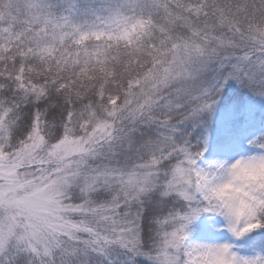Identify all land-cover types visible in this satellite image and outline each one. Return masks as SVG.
I'll return each mask as SVG.
<instances>
[{
	"label": "snow or ice",
	"instance_id": "obj_1",
	"mask_svg": "<svg viewBox=\"0 0 264 264\" xmlns=\"http://www.w3.org/2000/svg\"><path fill=\"white\" fill-rule=\"evenodd\" d=\"M64 13L0 0V264H84L110 247L128 264H194L212 121L243 128L264 105V0Z\"/></svg>",
	"mask_w": 264,
	"mask_h": 264
},
{
	"label": "clouds",
	"instance_id": "obj_2",
	"mask_svg": "<svg viewBox=\"0 0 264 264\" xmlns=\"http://www.w3.org/2000/svg\"><path fill=\"white\" fill-rule=\"evenodd\" d=\"M258 136L264 137V132L249 138L248 151L234 158L206 157L207 163H200L202 194L197 203L208 211L195 222L208 219L223 238L193 240L191 227L187 243L195 249L194 264H239L241 258L264 256V147L253 146ZM254 236L259 237V246Z\"/></svg>",
	"mask_w": 264,
	"mask_h": 264
},
{
	"label": "rangeland",
	"instance_id": "obj_3",
	"mask_svg": "<svg viewBox=\"0 0 264 264\" xmlns=\"http://www.w3.org/2000/svg\"><path fill=\"white\" fill-rule=\"evenodd\" d=\"M61 1L63 2V4H61ZM86 1L88 4H85L83 7L79 6V8L81 9L80 16L82 17V19H84V16L82 14V11L84 9L90 10L92 8L98 7L100 4L105 2V0H86ZM77 2L84 3V0H73V3H77ZM50 3L55 6V10L58 13H64V9L68 7V4H64L65 0H54L52 2L50 1ZM255 103L257 105L255 113H257L259 111H264V105H261L259 102H255ZM213 123L215 125V128L213 129L214 132L211 133L212 135H211V139L209 141V151L206 153L207 158H213L215 156L234 158L235 156L242 154V148L246 147V141L249 138L257 135V132L255 130H250L242 136L240 141L231 142L228 145H224V146H215L212 143L216 139L221 137L222 135H224L226 133H230L231 128H233L234 126H222L221 125V119L219 116H217L213 120ZM145 129L146 128L141 129V132L144 134L145 138L155 139L159 133V130L154 128L151 131V135H149L150 132L148 130H145ZM260 130L264 131V124ZM146 136H148V137H146ZM192 229H193L192 236L190 238L193 240H212V239L223 238L222 234H217L212 230L211 221H209L206 218L195 222L192 225ZM148 237H150V236H145L146 239ZM114 257H115V255L113 256V258ZM92 259H94V258H92ZM119 259L124 260L125 258H124V256H121ZM89 263H90V260L88 262H86L85 264H89Z\"/></svg>",
	"mask_w": 264,
	"mask_h": 264
},
{
	"label": "trees",
	"instance_id": "obj_4",
	"mask_svg": "<svg viewBox=\"0 0 264 264\" xmlns=\"http://www.w3.org/2000/svg\"><path fill=\"white\" fill-rule=\"evenodd\" d=\"M51 2L54 0H50ZM73 0H65L64 4H72ZM61 4H63V2L61 1ZM78 4L79 6L83 7L85 4H88L86 0H84V3H75ZM66 14V13H65ZM78 19H82V17L79 15ZM241 92L245 91L243 89L240 90ZM247 99V97H245ZM34 111V109L31 106H28L25 108L24 112H25V121L27 122L31 112ZM51 115H56L58 116V112L56 110H53L52 113L50 114V118ZM264 124V111H259L257 113H255L254 118L249 121L245 126H243V128L241 127V125L237 124L235 125L233 128H231L230 133H226L224 135H222L221 137H219L218 139H216L212 144L215 146H224V145H228L231 142H236V141H240L242 136L247 133L250 130H255L257 132V134H259L260 132H264L261 131V127ZM215 125L212 121L211 124V133L214 132ZM144 129V128H143ZM154 128H146L145 130H148L150 133L149 135H151V131ZM195 136V134H193ZM148 137V136H146ZM193 143H196V139H193ZM248 151L247 147L242 148V153ZM154 209L152 206H148L145 210V220L143 223V234L144 236H151V229H152V225L149 222V217H151L153 215ZM201 219H205V218H201ZM200 219V220H201ZM254 240L257 241V246H259V237H255L254 236ZM115 255V257L113 258V256ZM121 256H124V260L119 259ZM94 258V259H92ZM127 258V259H126ZM90 260L89 264H128V255L126 252H124L123 250L119 249L118 247H110L108 248L104 254H89L86 258H84V264L86 262H88ZM120 260V261H119ZM137 264H147V262L144 259L141 258H136Z\"/></svg>",
	"mask_w": 264,
	"mask_h": 264
}]
</instances>
